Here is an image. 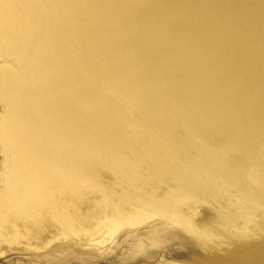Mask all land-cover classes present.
<instances>
[{"label": "bare ground", "instance_id": "obj_1", "mask_svg": "<svg viewBox=\"0 0 264 264\" xmlns=\"http://www.w3.org/2000/svg\"><path fill=\"white\" fill-rule=\"evenodd\" d=\"M3 39L18 54L45 53L43 43L56 49L47 66L38 62L42 70L38 81L24 72L19 80L0 74L11 135L17 139L8 154L12 177L8 194L0 196V227L11 220L19 224L29 247L86 234L100 237L93 244H103L115 235L117 225L135 223L141 214L139 210L126 218L115 216L100 204L82 211L90 182L100 171L97 143L113 155L122 150L128 142V121L121 103L80 71L62 69L66 82L64 76H56L63 50L93 64L97 56L89 50L101 43L108 69L124 80L129 97H143L139 107L144 117L158 123L148 125L154 130L150 148L159 133H165L168 115L175 110L192 115L203 109L206 138L223 119L221 105L235 114L264 108L260 89L251 91L250 97L242 93L241 99L233 98L264 54V0H88L85 5L75 0H0V43ZM6 70L1 66V72ZM76 93L91 96L96 108H81ZM82 216L88 223L95 217L104 219L107 229L87 232L74 226ZM1 241L6 238L0 229Z\"/></svg>", "mask_w": 264, "mask_h": 264}, {"label": "rangeland", "instance_id": "obj_2", "mask_svg": "<svg viewBox=\"0 0 264 264\" xmlns=\"http://www.w3.org/2000/svg\"><path fill=\"white\" fill-rule=\"evenodd\" d=\"M75 1L85 5L88 0ZM15 40L23 42L21 38ZM8 44L7 39L0 43V68L7 69L0 74L9 73L17 80L24 72L32 81H38L42 76L39 63L47 66L48 58L56 56L55 47L48 43L40 45L45 53L27 55L13 52ZM102 47L101 43L91 46L89 54L97 56L93 64L80 62L63 50L62 65L66 64L56 67V76H64V82L67 75L63 70L69 69L99 84L121 103L125 123L128 121V142L122 150L113 155L103 143H97L100 171L90 182L88 192L93 194L86 193L87 200L81 208L88 212L100 204L101 209L110 208L113 215L122 217L141 210L139 220L121 222L115 235L103 244H93L100 237L86 234L53 240L39 248L27 246L20 235V225L11 220L0 227L6 238L0 242V264H264V108L235 114L221 105L223 119L207 132L206 138L203 109L192 115L175 110L168 115L165 133L160 132L156 145L150 148L148 140L154 130L148 125L158 123L144 117L139 107L143 97H129L124 80L108 69ZM254 70L241 80L233 98L241 99L242 93L250 97L251 91L260 89V100L264 102V54ZM76 94L81 108H96L91 96ZM9 116L0 85L2 197L8 194L12 177L8 154L17 140L11 135ZM84 218L88 217H77L74 226L87 232L105 227L104 219L95 217L88 223Z\"/></svg>", "mask_w": 264, "mask_h": 264}]
</instances>
